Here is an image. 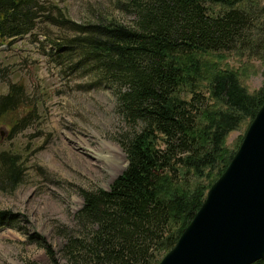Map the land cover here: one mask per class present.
I'll return each instance as SVG.
<instances>
[{
    "label": "trees",
    "instance_id": "obj_1",
    "mask_svg": "<svg viewBox=\"0 0 264 264\" xmlns=\"http://www.w3.org/2000/svg\"><path fill=\"white\" fill-rule=\"evenodd\" d=\"M121 7L131 23L81 26L49 0H0V47L33 36L37 20L73 32L51 43L55 61L71 72L100 71L134 129L117 140L128 165L109 189H76L78 228L57 229L66 264H159L237 151L227 137L248 128L264 104V84L249 93L237 71L204 62L231 53L263 59L264 8L251 0H123ZM28 95L22 83H10L0 96L8 139L39 119L40 101ZM25 165L21 154L0 150L1 192L22 186ZM18 222L0 210V227ZM27 241L61 264L41 236Z\"/></svg>",
    "mask_w": 264,
    "mask_h": 264
},
{
    "label": "rangeland",
    "instance_id": "obj_2",
    "mask_svg": "<svg viewBox=\"0 0 264 264\" xmlns=\"http://www.w3.org/2000/svg\"><path fill=\"white\" fill-rule=\"evenodd\" d=\"M49 1L81 26L112 20L129 24L134 20L121 7L123 0ZM251 1L264 8V0ZM39 22L33 36L0 47V96L6 94L10 83H22L32 101H40L38 121L23 133L8 139L7 129L0 132V150L21 154L26 160L22 186L11 192L0 191V210L19 218L15 225L6 223L0 227V264H51L42 248L27 241L32 234L41 236L57 260L66 264L61 254L65 241L57 229L71 230L70 234L78 228L75 216L83 201L76 189H109L127 167L117 140L134 130L122 119L115 93L103 84L100 71L71 72L67 64L59 66L55 61L58 54L51 43L75 34ZM73 57L74 62L80 60ZM220 57H204L205 65L217 64L220 70L237 71L249 93L261 89L264 58L247 53ZM246 125L227 137L225 143L230 151L238 150Z\"/></svg>",
    "mask_w": 264,
    "mask_h": 264
},
{
    "label": "water",
    "instance_id": "obj_3",
    "mask_svg": "<svg viewBox=\"0 0 264 264\" xmlns=\"http://www.w3.org/2000/svg\"><path fill=\"white\" fill-rule=\"evenodd\" d=\"M263 259L264 104L226 170L159 264H255Z\"/></svg>",
    "mask_w": 264,
    "mask_h": 264
}]
</instances>
